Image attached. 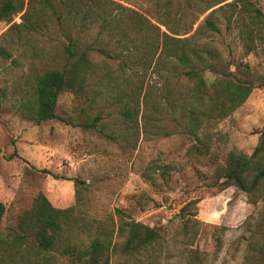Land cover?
<instances>
[{
	"label": "rangeland",
	"instance_id": "1",
	"mask_svg": "<svg viewBox=\"0 0 264 264\" xmlns=\"http://www.w3.org/2000/svg\"><path fill=\"white\" fill-rule=\"evenodd\" d=\"M112 1L149 19H167L177 33L192 26L184 37L194 34L216 9L212 19L219 31L203 30L197 40L221 55L225 75L250 82L253 91L227 118L203 124L198 136L207 137L209 152L201 155L190 152L194 138L182 132L171 114L158 112L157 95L168 85L162 77H145L153 97L146 107L142 96L140 116L130 129L121 114L126 100L119 62L92 51L91 60L115 75L118 86L103 83L95 98L90 93H63L57 118L37 123L17 111L21 97L31 92L29 60L21 58L26 66L15 68L0 59V89L7 94L0 97V202L6 206L2 234L17 226L40 193L57 209L73 206L77 180L83 203L80 218L86 224L95 227L108 215L120 223L122 210L162 232L149 256L152 264H264V183L253 194L235 187L220 190L216 175L230 152L251 156L264 133V40L255 39L253 24L258 13L264 15V0H228L201 15L217 0ZM14 21L20 23V16ZM8 28L0 21V35ZM60 41L53 31L37 46L48 52ZM21 51L15 50L14 57ZM203 75L208 84L219 76ZM171 83L179 96L188 89L183 79ZM144 114L151 120L147 133L142 128ZM93 123L96 128H91ZM167 131L170 135L164 136ZM123 240L116 237L117 243ZM48 259L43 264H68L58 253ZM149 259L146 254L122 257L115 252L112 264H149Z\"/></svg>",
	"mask_w": 264,
	"mask_h": 264
},
{
	"label": "trees",
	"instance_id": "2",
	"mask_svg": "<svg viewBox=\"0 0 264 264\" xmlns=\"http://www.w3.org/2000/svg\"><path fill=\"white\" fill-rule=\"evenodd\" d=\"M227 1L217 0L199 15ZM215 10L194 34L184 37L192 26L177 33L167 19H149L112 0H0V21L9 25L0 35V59L10 61L15 68L26 66L21 58L29 60L31 92L26 99L21 97L17 111L28 120L42 123L57 118V104L63 93L78 97L90 93L95 98L101 95L103 83L118 86L115 75L89 57L95 51L119 62L126 100L121 114L130 123V129L135 128L134 118L138 120L140 116L142 96L146 107L148 98L153 97L152 86L145 83V77L151 73L168 84L157 95L158 112L168 111L182 132L194 138L190 152L208 153L207 137L202 140L198 136L200 128L208 121L223 120L233 114L253 91L250 82L225 75L221 71V55L197 40L203 30L219 31L212 19ZM18 15L20 23L14 21ZM253 24L255 39L264 40V15L258 13ZM53 31L61 41L48 52L40 49L38 41L50 37ZM19 48L20 57L15 58L14 52ZM128 69L132 70L130 74L126 73ZM206 72L219 76L208 84L203 75ZM181 79L188 85L183 96L177 94L171 83ZM6 95L5 88L0 89V97ZM151 101L153 104L154 99ZM142 119L147 133L151 120L148 114ZM90 126L96 128L95 123ZM168 135L169 131L164 134ZM216 175L220 190L235 187L248 194L258 192L264 183V133L251 156L230 152ZM74 182L73 206L57 209L40 193L32 208L20 216L17 226L8 227L5 235L0 230V264H43L52 253L66 258L68 264H112L115 252L122 257L146 254L149 259L154 255L152 250L162 239V232L134 221L122 210L118 211L120 223L108 215L95 227L86 224L80 218L81 182ZM261 199L264 201V197ZM5 213L6 206L0 202V225ZM119 236H124V240L117 243ZM149 261L152 264L153 259Z\"/></svg>",
	"mask_w": 264,
	"mask_h": 264
}]
</instances>
